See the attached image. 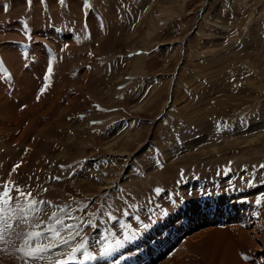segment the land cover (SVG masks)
Listing matches in <instances>:
<instances>
[{"label": "rangeland", "instance_id": "rangeland-1", "mask_svg": "<svg viewBox=\"0 0 264 264\" xmlns=\"http://www.w3.org/2000/svg\"><path fill=\"white\" fill-rule=\"evenodd\" d=\"M6 45L0 186L47 203L0 264H264V0H0ZM53 213L72 243L17 251Z\"/></svg>", "mask_w": 264, "mask_h": 264}, {"label": "snow or ice", "instance_id": "snow-or-ice-1", "mask_svg": "<svg viewBox=\"0 0 264 264\" xmlns=\"http://www.w3.org/2000/svg\"><path fill=\"white\" fill-rule=\"evenodd\" d=\"M31 3V0H28ZM63 3V0H60ZM85 7H87V3L85 2ZM5 11H7V7L5 6ZM2 65V62H0ZM48 73L52 72L51 64L48 68ZM7 73L5 72V75ZM49 77L45 76V88L47 87V81ZM45 89L42 88L40 91L43 92ZM39 99V96L37 97ZM18 167V166H17ZM264 167V165H262ZM15 171V168L13 169ZM10 190L6 185L0 186V242L4 240V232L5 230L11 232L14 227H20L21 225L30 226L27 217L37 210V206L42 203H47L45 201H32L26 207L23 203L17 199L16 196L10 195ZM159 191V190H157ZM15 193H18L20 197H23L25 194L20 192L18 188L15 189ZM30 195V194H28ZM13 205H15L13 207ZM15 212V216L10 215L9 213ZM52 219L55 220L54 225H45L44 230H37L31 232H25L23 228H21L20 232H17V236L23 235L24 245L27 246V250L25 247H21L17 249V251L21 252L25 257L33 260L43 259L44 254L52 251L53 248L62 247L66 245H70L72 241L75 239V236L70 235L67 239L61 236V230L71 231L74 225H66L64 220L58 218L56 213H53ZM36 228L39 229L40 225L37 224ZM78 235V233H76ZM49 240L51 243L45 246H41L42 240ZM119 243V242H118ZM35 244V247H31V245ZM85 245L82 243L74 248H72L71 252L67 254L66 260H60L57 264H69L70 261H75L77 259V253H80L82 249H84ZM108 251V249H105ZM91 257L85 256V259H90ZM244 259L247 260L248 257L244 256Z\"/></svg>", "mask_w": 264, "mask_h": 264}, {"label": "crops", "instance_id": "crops-1", "mask_svg": "<svg viewBox=\"0 0 264 264\" xmlns=\"http://www.w3.org/2000/svg\"><path fill=\"white\" fill-rule=\"evenodd\" d=\"M21 24V23H20ZM25 44H27V43H24L23 42V44H22V47H19L20 48V50H21V53L23 54V55H26L27 53H28V51H29V46H25ZM7 47V45L6 46H0V62H2V58H4V60L8 63V65H9V67L11 68V70L14 72V74L15 75H18L19 76V74H21L22 75V73H21V70L23 69V66L22 67H20L19 66V62L17 61V59H16V56H15V53H17V51H16V49H12V48H9L8 47V49L6 48ZM13 51H12V50ZM34 50H31V52H33ZM18 55V54H17ZM6 56H10V57H12L13 58V61H12V58H10L9 60L8 59H6ZM18 57H20L19 55H18ZM20 59V58H19ZM22 63H23V61H22ZM24 64V63H23ZM2 71H3V73H4V77H5V79H6V81L9 79V77L11 76V71H10V69L9 68H7L6 66H5V68H3L2 69ZM43 71H44V73L43 72H40V74L38 75V79L40 80V81H44L43 79L45 78V76H46V74H47V72L43 69ZM5 72L7 73L6 75H5ZM191 204V203H190ZM179 212V211H178ZM178 212H176V213H178ZM180 220L178 219V222H179ZM164 222V221H163ZM162 222V223H163ZM165 224H163L162 226H166V225H168V219L166 218L165 219V222H164ZM212 223V222H211ZM214 225H216L217 227L219 226L220 228L222 227H227V225L228 224H220V223H213ZM229 225H231V224H229ZM219 232V231H218ZM157 237V236H156ZM213 238V237H212ZM186 239V238H185ZM185 239L183 240V242L185 241ZM182 242V243H183ZM213 242H214V240H213ZM129 258V257H128ZM228 261V260H227ZM220 264H222V263H220Z\"/></svg>", "mask_w": 264, "mask_h": 264}, {"label": "built area", "instance_id": "built-area-1", "mask_svg": "<svg viewBox=\"0 0 264 264\" xmlns=\"http://www.w3.org/2000/svg\"><path fill=\"white\" fill-rule=\"evenodd\" d=\"M223 219H224V217H223ZM212 220H214V223H220V224H223V223H225V224H232V223H230V220L229 221H222V220H220V219H217V218H213V219H211V221ZM225 220V219H224ZM233 222V221H232ZM191 224V223H190ZM188 225V227H190L191 225Z\"/></svg>", "mask_w": 264, "mask_h": 264}, {"label": "bare ground", "instance_id": "bare-ground-1", "mask_svg": "<svg viewBox=\"0 0 264 264\" xmlns=\"http://www.w3.org/2000/svg\"><path fill=\"white\" fill-rule=\"evenodd\" d=\"M216 235H217V233H216ZM217 238V237H216ZM223 262V261H222Z\"/></svg>", "mask_w": 264, "mask_h": 264}]
</instances>
